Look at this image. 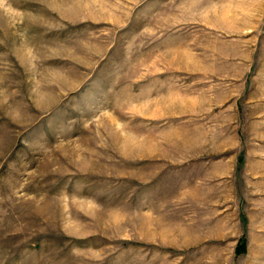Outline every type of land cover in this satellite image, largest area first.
Wrapping results in <instances>:
<instances>
[{"label":"rangeland","instance_id":"obj_1","mask_svg":"<svg viewBox=\"0 0 264 264\" xmlns=\"http://www.w3.org/2000/svg\"><path fill=\"white\" fill-rule=\"evenodd\" d=\"M0 264H264V0H0Z\"/></svg>","mask_w":264,"mask_h":264},{"label":"crops","instance_id":"obj_2","mask_svg":"<svg viewBox=\"0 0 264 264\" xmlns=\"http://www.w3.org/2000/svg\"><path fill=\"white\" fill-rule=\"evenodd\" d=\"M224 165H225V164H224ZM225 167H227V166L225 165ZM232 198L234 199L232 202H233L234 204H236V196L233 195Z\"/></svg>","mask_w":264,"mask_h":264}]
</instances>
